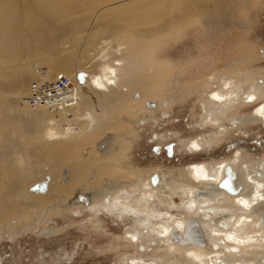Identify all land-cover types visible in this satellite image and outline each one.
<instances>
[{"label": "rangeland", "instance_id": "1", "mask_svg": "<svg viewBox=\"0 0 264 264\" xmlns=\"http://www.w3.org/2000/svg\"><path fill=\"white\" fill-rule=\"evenodd\" d=\"M127 1L118 0V3ZM227 2L226 21L221 23L210 24L204 10L184 6L178 20L166 19L162 28L147 36L133 33L120 23L112 24L109 34L115 35L113 42L121 51L114 57L124 63L118 82L121 91H106L110 93L106 98L102 96L106 99L102 102L90 98L88 103L95 117V130L80 140L46 143L42 135L11 120L0 100V184L3 188L7 174L19 183H15L12 194H0V264H127L125 262L131 257H142L149 264H194L182 250L169 251L157 239V234L132 245L125 235L132 223L128 216L121 221L104 214L92 218L93 211L81 204H62L71 198L73 188H93L107 179L119 186L131 187L144 179L145 175L141 174L153 171L163 170L173 183H190L189 170L184 167L187 163L214 164L221 158H231L236 147L242 148L241 161L249 163L245 168L250 164L251 168L258 167V160L264 157V140H258L259 136L264 138V123L251 115L254 105H245L244 100L246 93L257 90L258 103L264 102V0ZM68 48H71L69 44L60 45L57 52L77 55L71 60L76 68L81 45L78 50ZM43 50L49 52V49ZM39 52L33 54L26 46L17 66L29 62L47 70L46 61L41 59L43 52ZM80 75L88 79L85 71L81 70ZM226 77L232 80L238 96L235 108H223V112L227 111L220 123L226 129L224 132L209 122L214 106L208 95ZM146 100H153L155 104L147 106ZM17 101L23 105L20 99ZM166 114L168 117H164ZM140 117L149 118L144 128L148 139L144 141L143 137L136 139ZM234 119H238L237 125H232ZM132 120L136 121L135 126ZM107 135L113 136L107 158L85 159L93 154L95 142ZM240 135H247L246 140L226 152V144ZM152 136L158 138L153 141L159 142L176 139L175 151L185 156L177 165L162 169L159 165L165 163L166 158L151 155L149 138ZM197 138L205 146H214L188 152L186 146ZM223 144L226 153L221 154ZM252 145L257 147L258 153L251 150ZM224 154L227 156H222ZM212 156L217 158L216 162L209 160ZM20 158L26 161L23 170L19 166ZM64 170H67L66 175ZM96 170L97 181H93L90 176ZM50 174L46 194L34 192L18 200L17 192L24 191L23 187ZM136 178L139 180L135 181ZM61 192L66 196H59V199ZM175 197L180 201V196ZM22 201L25 202L20 203ZM157 203L158 207H163L160 200L157 199ZM259 208L264 210V205Z\"/></svg>", "mask_w": 264, "mask_h": 264}, {"label": "bare ground", "instance_id": "2", "mask_svg": "<svg viewBox=\"0 0 264 264\" xmlns=\"http://www.w3.org/2000/svg\"><path fill=\"white\" fill-rule=\"evenodd\" d=\"M227 1L229 0H129L118 3V0H81V2L78 0H0L1 105L6 108L11 120H17L30 132L42 135L46 143L72 142L80 140L83 136H89L95 130L96 124L88 103L90 98L102 102L110 93L106 91L110 89L121 91L118 82L124 63L122 59L114 57L121 51H119V45L113 42L115 35L109 34L112 24L120 23L133 33L147 36L162 28L166 19L177 18L178 20L184 6H191L198 11L204 10L207 14L206 20L210 24L221 23L226 21ZM108 3L112 5L105 6ZM82 40H84L83 45ZM63 44H69L71 46L69 50H78L81 45L82 51L77 57L79 64L76 68L71 60L72 58L75 60L77 55H60L57 52L58 46ZM26 46L33 54L39 51L40 54L44 51L43 49H49V52L41 54V59L46 61L48 66L45 77L51 78L59 73H65L78 78L79 99L74 106L53 111L46 107L33 108L24 101L28 92L27 87L29 88L27 83L31 78L36 77L38 67L29 62L17 66L22 52L24 56ZM39 54L38 58H35L39 59ZM81 70L88 73V79L80 75ZM224 79L223 83L210 91L208 96L211 105L214 106L209 122L215 128L225 132L226 129L220 124L227 114V111L223 112V108H235L238 92L232 86L231 79L228 77ZM256 91L246 93L244 103L249 106L254 105L251 115L264 123V102L258 103L259 95ZM241 93L243 95L244 91ZM17 99L22 101V106ZM1 112L0 108V115ZM238 123L236 119L232 125ZM100 142L103 143L102 148L99 146ZM188 145L191 152L203 148L199 139L191 140ZM105 147V141L97 143V149L104 150ZM233 157H235L234 160H221L214 164L207 162L193 164L188 169L193 178L186 184L165 181L164 185L157 182H155L156 185H152L148 178L144 177L131 187L119 186L113 181L112 186L99 185L100 194H96L91 205L86 208L93 211L92 218L95 216L100 218L103 214L105 198L111 196L112 199L105 209L106 213L116 214V216L124 215V218L126 215H133L132 226L136 224L140 227L144 226V229H151L153 233L156 232L159 237L157 239H161L169 251L182 250L185 257L190 258L194 264H259V257L264 260L263 252L260 251V248H264V227L254 228L252 219L255 214L254 205L263 202L261 196L264 195V163L260 161V164H257L260 165V170L241 166L239 172L237 171V177L247 175L254 184L253 190L250 189L248 195L233 196L227 194L224 189L215 188L224 175L225 166L233 165V162L240 158V152ZM24 161L22 158L19 159L22 170L26 167V161ZM7 176L3 188L0 184V194L5 193L3 196L12 194L16 187L15 183H18L9 174ZM163 186H168V191L164 190ZM23 189L24 191L17 192L18 200L30 197L31 193L41 192L30 189V186H25ZM175 196H180V201L177 202ZM157 199L162 202L163 207H158ZM23 202L25 201L20 203ZM217 208H221V212L226 214V224L222 222L225 226H220L219 220H213L212 216L215 217ZM170 210L178 213L174 215L172 212L173 216H170ZM245 210L246 213H242ZM252 211H254L253 214ZM237 214L240 216L237 217ZM216 216L220 217L218 214ZM188 220H197L196 224L202 232L198 239L202 238L204 230L205 242L206 239L212 240L209 246L202 242L203 239L197 242L187 239L189 228L186 230L185 223L189 222ZM149 223H153V227L149 226L151 225ZM132 226L127 227L125 235L133 245L134 242L139 243L142 239L139 236L140 227L134 229V226L133 230ZM144 229H141L142 232ZM184 229L186 238L181 235ZM174 233L179 234L180 237L177 235L178 239H174ZM214 247L215 250H213ZM247 248L251 251V257H240L243 255L241 250H247ZM125 263L149 264L142 257L128 258ZM260 264H262L261 261Z\"/></svg>", "mask_w": 264, "mask_h": 264}, {"label": "flooded vegetation", "instance_id": "3", "mask_svg": "<svg viewBox=\"0 0 264 264\" xmlns=\"http://www.w3.org/2000/svg\"><path fill=\"white\" fill-rule=\"evenodd\" d=\"M135 95H138V93L136 92L135 93ZM145 104L147 105V106H153L154 104H155V101H153V100H146L145 101ZM145 115V114H144ZM140 116V115H139ZM164 117H168V114H166ZM154 121H155V119H153ZM148 121H149V118H139L138 119V135L139 136H137V138L136 139H139L140 137H143V139H142V141H144V140H146V138H147V135L145 134L146 132H145V125L148 123ZM132 125L133 126H135L136 125V121L135 120H132ZM140 133V134H139ZM151 135H153V134H151ZM150 135V136H151ZM245 136H247V135H240V137H237L236 139H235V141L234 142H232L231 140L226 144V146H225V149H226V152L227 151H229L230 149H233L235 146L234 145H239L240 143H243L245 140H246V137ZM112 139H113V136H109V135H107V136H103V137H101L100 139H98L97 140V142H95V148L94 149H92V151H93V154L91 153L90 154V156L89 157H85V159H89L90 161H94V160H97V157L98 158H107V156L109 155L107 152L109 151V148H110V145H111V142H112ZM135 138H134V140H136ZM148 139V138H147ZM150 139V141H152L151 143H150V145H149V148H150V153H151V155L152 154H156V155H162V156H164L166 159V162L165 163H163L162 165H159V167H161L162 169H165L164 168V166H167V165H173L174 163H175V165H177V163H178V161L180 160V158L183 156H185L184 155V153H179V152H177V151H175V143H177V141H176V139H168V140H165V141H163V142H159V141H153V140H155V139H158V138H156V137H150L149 138ZM197 139H199V138H197ZM258 140H261L260 142H263V140H264V138L262 137V136H259V138H258ZM99 141H105V143H106V147H105V149L103 150H99V149H97V143L99 142ZM199 141L201 142V145H203L202 147V149L201 150H197V151H194V152H200V151H202L203 149H205V148H211V147H213L214 146V144H208V145H206L205 146V144H203V142L201 141V139H199ZM133 144V143H132ZM224 145L225 144H223V145H221V149H222V147H224ZM187 147V150H188V152H191V151H189V145H187L186 146ZM205 147V148H204ZM220 148V147H219ZM225 149L223 150H221L222 152H220L221 154H223V153H226L225 152ZM229 149V150H228ZM251 150L253 151V150H256V152H257V147L256 146H254V145H252L251 146ZM237 152H240L241 153V156H240V158L238 159V160H236L235 162H233L234 164L233 165H226L225 166V169H224V175H223V177L220 179V181H219V183H218V185H216L215 187L218 189V190H221L220 188H222V190L224 189V191H226L227 192V194H231V195H233V196H236V195H238V196H242V195H248L249 194V192H250V189H251V191L253 190V183H251V180H249L248 179V177H247V175H245V174H243V176H241V175H239L238 177H237V171L239 172V169H241V166H243L244 165V167H245V164H249V163H244V162H242L241 161V159H242V154H243V151H242V148H240V147H236L235 149H233L232 150V159L231 158H229V157H227V158H221L220 160H228V159H230V161L231 160H234L235 159V157H233V156H235L236 155V153ZM191 153H193V152H191ZM258 153V152H257ZM174 156V157H173ZM222 156H227L226 154H224V155H222ZM229 156V155H228ZM185 159V158H184ZM217 158H214V156H212L209 160L211 161H213V162H216L217 160H216ZM173 161V162H172ZM190 161V160H189ZM219 161V160H218ZM258 161H262L261 163H264V157L263 158H261L260 160H258ZM172 163V164H171ZM195 163H199L198 161L196 162V161H193V162H190V163H187V165L186 166H184L185 168H186V170L188 171V169L193 165V164H195ZM203 163V162H202ZM207 163H209V162H207ZM183 163L181 162V164H180V167H182L181 165H182ZM259 164H260V162H259ZM174 166V165H173ZM247 166V165H246ZM249 166H251V164L249 165ZM259 166L260 165H258V167L257 168H255V169H259ZM92 167V166H91ZM94 167V166H93ZM102 167V166H101ZM158 167V168H159ZM251 170L252 169H254V168H251V167H249ZM260 170V169H259ZM259 170H256L257 172L259 171ZM189 172V171H188ZM257 172H256V174H257ZM260 172V171H259ZM63 173H65V175H66V173H67V170H66V172H65V170H64V172ZM190 173V172H189ZM141 175H145L144 177H147L148 178V181H150V183L152 184V185H156V183L155 182H157V184L159 183V184H162V185H164L165 184V181L166 182H168V181H170V177H169V175H167V173H165L163 170H161V171H153L152 173L151 172H149V174H141ZM252 175H253V173H252ZM258 175V174H257ZM256 175V177L257 178H259L258 176ZM50 177H51V174H50ZM91 178H92V180L94 181V180H96L97 181V170L94 172V173H92V176H90ZM247 179H246V178ZM46 178V177H45ZM70 178V177H69ZM182 178V177H181ZM190 178H193L192 176H191V174H190ZM71 179H74V178H72L71 177ZM223 179H226L225 181H223L222 182V180ZM59 180H61L62 181V178L61 177H59ZM58 180V181H59ZM139 179L138 178H136L135 179V181H138ZM247 180V181H246ZM39 181H41V180H39ZM39 181H37V182H39ZM58 181H56L54 184H56ZM105 182V183H104ZM114 182V181H113ZM113 182H112V180H110V179H107V180H105V181H103L102 182V185L103 184H106V185H110V186H112V184H113ZM171 182V181H170ZM240 182V183H239ZM245 182V183H244ZM181 183H183V182H181ZM246 184V187H243L244 185L243 184ZM66 184H69V180H68V182H66ZM230 184V185H229ZM32 185V184H31ZM31 185H30V187H31ZM225 185L226 186H230L231 187V189L230 190H235L234 192L233 191H230L229 189H227L226 187H225ZM41 187V188H43L44 186L43 185H40L39 186V184H37L36 185V187ZM29 187V186H28ZM35 187V186H34ZM229 187V188H230ZM47 188H48V184H47ZM168 186H163V189L164 190H166V191H168ZM31 189V188H30ZM99 189V187L96 185V186H94L93 188L92 187H89V186H87V188H84V187H81V188H79V189H76V188H73V190H72V192H73V194H72V196H71V198L69 199L68 198V200L65 202V203H63L62 205H64V206H69V205H71V204H81L80 206L81 207H84V208H86L87 206H90L91 205V203H92V201H93V199H94V196L96 195V194H100L99 193V191L100 190H98ZM204 189V188H203ZM244 189V190H243ZM32 190H34V189H32ZM98 190V191H97ZM35 191H37V190H35ZM46 191V192H45ZM45 191H41V192H35L36 194H46L47 193V189L45 190ZM32 192H34V191H32ZM44 192V193H43ZM54 192L56 193L57 191H55L54 190ZM52 193H53V191H52ZM169 194V193H168ZM241 194V195H240ZM63 195H65L66 196V194L64 193V192H61L60 193V195L58 194V197L60 196V197H62ZM64 196V197H65ZM56 197V196H55ZM60 197H59V199H60ZM261 200H263V202H261L259 205H254V209H255V214L253 215V224L255 225V227L254 228H256V229H258V228H260V227H264V226H262V225H264V210L263 209H261V208H259L261 205H264V195H262L261 196ZM111 199H112V197L111 196H106V198H105V203H104V210L102 209V211H104L103 212V214H104V216H107V217H111V218H114L116 221H121V220H124L125 218H124V215H122V216H116V214H109V213H106V207H107V205H108V203L111 201ZM73 200H77L78 202H75V201H73ZM159 200V199H158ZM176 200V199H175ZM70 201H72V202H70ZM83 201V202H82ZM89 201V202H88ZM157 201V200H156ZM85 202V203H84ZM86 202H88V203H86ZM178 202V201H177ZM30 203H31V200H30ZM157 205H158V203H157ZM25 206V205H24ZM78 206V205H77ZM79 206V207H80ZM163 206V205H162ZM192 207V206H191ZM220 210V211H219ZM221 208H217V211H216V214H215V217L214 216H212L213 217V220H216V221H218L219 220V223H220V226H225V225H222V222H224V224H226V221H225V218H227L226 217V214L224 213V212H221ZM172 212H173V214L175 215V214H177L175 211H172V210H170V216H173V214H172ZM237 212H241V211H237ZM242 213H246V210L245 211H243ZM254 213V211H252V214ZM79 214V212H77V215ZM102 214V215H103ZM220 215V217H217L216 215ZM166 215V214H165ZM169 215H167V216H169ZM126 216H128V215H126ZM208 216V215H207ZM240 215H238L237 214V217H239ZM255 216V217H254ZM130 217V218H129ZM128 219H130V222H132L131 223V226H132V224H133V215H131V216H128ZM194 219V218H193ZM196 219V218H195ZM255 220V221H254ZM189 222H186L185 223V226H186V230H187V228H189V234L187 235V239H189V237H193L194 238V236H192V233L193 232H195L196 231V226L198 227V225L196 224L197 223V220H188ZM191 221H193V222H191ZM149 224H151V223H149ZM153 224V223H152ZM152 224L151 225H149V226H151V227H153L152 226ZM200 225V224H199ZM133 226H135V229L136 228H138V227H140V225H133ZM133 226H132V228H133ZM144 227V226H143ZM142 226L140 227V229H144ZM203 229V228H202ZM137 231V230H136ZM139 231H141L140 232V234H139V236H140V238L142 239V241H146V238L147 237H151V236H154L155 234H157L156 232H154L153 233V231L151 230V229H144L143 230V232H142V230H139ZM145 231H147V234L145 233ZM151 234H150V233ZM184 232H185V234H184ZM184 232L181 234L182 236H184L185 238H186V231H185V229H184ZM4 233V232H3ZM3 233H2V236H3V238L5 237V233H4V235H3ZM153 233V234H152ZM202 233V232H201ZM203 234H204V230H203ZM203 234H202V238L201 239H203L202 240V242L203 243H206V244H208L210 241H212V240H210V241H208V239H206V242H205V234H204V237H203ZM144 235V236H143ZM151 235V236H150ZM158 235V234H157ZM179 236V234H177V233H174V239H178V236ZM172 237V236H171ZM180 237V236H179ZM157 238H159V237H157ZM169 238H170V236H169ZM197 238V237H196ZM196 238H194L195 239V241L197 242L198 240H200L201 241V239L199 238V239H196ZM181 239V238H180ZM161 240V239H160ZM170 240V239H169ZM141 241V240H140ZM139 241V242H140ZM208 241V242H207ZM211 243V242H210ZM223 247V246H222ZM145 248V247H144ZM263 249L264 248H260V251H262L263 252ZM213 250H215V247L213 248ZM222 250V249H221ZM223 250H225L226 252H229L228 250H226V248H223ZM216 252V251H215ZM224 252V251H223ZM242 253H243V255H242V257H244V258H250L251 257V251H249L248 250V252L246 251H244V249H242V251H241ZM246 254H248V255H246ZM246 255V256H245ZM263 255H264V252H263ZM262 255V256H263ZM264 257V256H263ZM260 261H261V263L262 264H264V260H262L260 257L258 258V263L260 264Z\"/></svg>", "mask_w": 264, "mask_h": 264}, {"label": "built area", "instance_id": "4", "mask_svg": "<svg viewBox=\"0 0 264 264\" xmlns=\"http://www.w3.org/2000/svg\"><path fill=\"white\" fill-rule=\"evenodd\" d=\"M45 69L36 68V77L31 79L24 101L33 108L46 107L53 111L74 106L79 99L78 78L65 73L47 78Z\"/></svg>", "mask_w": 264, "mask_h": 264}, {"label": "water", "instance_id": "5", "mask_svg": "<svg viewBox=\"0 0 264 264\" xmlns=\"http://www.w3.org/2000/svg\"><path fill=\"white\" fill-rule=\"evenodd\" d=\"M99 146H100V148H102L103 147V143L102 142H100L99 143ZM49 179H50V175H47L46 176V178L45 179H43V180H41V181H39V182H35V183H33L32 185H31V189H34V190H37V191H45L46 189H47V184H48V181H49ZM226 179H223L222 180V182L223 181H225ZM37 184H39V186L40 185H43L44 187L43 188H41V187H36V185ZM230 185V184H229ZM35 186V187H34ZM225 187L227 188V189H231V187L230 186H226L225 185ZM230 187V188H229ZM230 191H233V190H230ZM235 191V190H234ZM233 191V192H234ZM196 228V231L195 232H193L192 233V236H194V238H196V239H198V237H200V235H201V229H200V227L198 226V227H195ZM193 237H189V240H191V241H195V239H194ZM196 242V241H195Z\"/></svg>", "mask_w": 264, "mask_h": 264}]
</instances>
